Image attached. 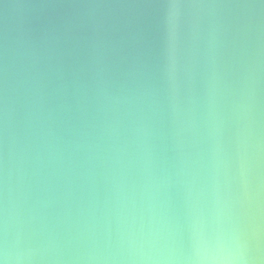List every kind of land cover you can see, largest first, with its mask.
I'll list each match as a JSON object with an SVG mask.
<instances>
[{"label":"water","instance_id":"95a60500","mask_svg":"<svg viewBox=\"0 0 264 264\" xmlns=\"http://www.w3.org/2000/svg\"><path fill=\"white\" fill-rule=\"evenodd\" d=\"M9 264H264V0H0Z\"/></svg>","mask_w":264,"mask_h":264},{"label":"clouds","instance_id":"9594fccd","mask_svg":"<svg viewBox=\"0 0 264 264\" xmlns=\"http://www.w3.org/2000/svg\"><path fill=\"white\" fill-rule=\"evenodd\" d=\"M9 255L7 250H4L2 253H0V264H9Z\"/></svg>","mask_w":264,"mask_h":264}]
</instances>
